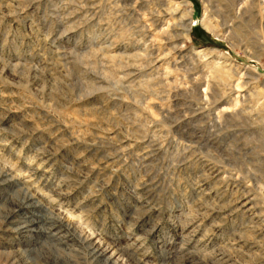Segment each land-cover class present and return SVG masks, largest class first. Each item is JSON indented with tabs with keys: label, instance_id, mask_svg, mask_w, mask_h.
I'll return each mask as SVG.
<instances>
[{
	"label": "rangeland",
	"instance_id": "obj_1",
	"mask_svg": "<svg viewBox=\"0 0 264 264\" xmlns=\"http://www.w3.org/2000/svg\"><path fill=\"white\" fill-rule=\"evenodd\" d=\"M260 211L264 0H0V264H264Z\"/></svg>",
	"mask_w": 264,
	"mask_h": 264
},
{
	"label": "bare ground",
	"instance_id": "obj_2",
	"mask_svg": "<svg viewBox=\"0 0 264 264\" xmlns=\"http://www.w3.org/2000/svg\"><path fill=\"white\" fill-rule=\"evenodd\" d=\"M216 35L218 36V37H220V35L218 34V33H216ZM225 36V35H224ZM227 38V37H226ZM228 43L230 44V42H229V39H228ZM231 46H232V44H230ZM233 47V46H232ZM247 50V49H246ZM246 52V51H245ZM193 55L195 56V57H198V58H205V57H209V58H211L210 56L212 55V56H216V52L214 51V50H204V49H198V50H195V51H193ZM10 175V172L9 171H6L5 173H4V177H7V176H9ZM22 189L23 190H25L26 191V194H28V189H27V186H28V182L27 181H24L23 183H22ZM247 195H248V198L246 199V195H245V201H244V203H243V205H242V208H244V212L245 213H247L248 212V209H247V206H249L250 204H252L253 203V201H254V196L253 195H250V193H249V191L247 192ZM26 198V197H25ZM33 199H35L36 200V203L37 204H41V201H42V199L41 198H37L36 197V195H34V194H28V197L24 200V202L25 203H31L32 202V200ZM20 207V206H19ZM253 209V208H252ZM255 216H261V217H263V219H264V213H261V211L257 214V215H255ZM26 221V220H25ZM37 221V220H36ZM36 221H34V222H29L28 223V225L29 226H32V227H34V225H36V224H38V222H36ZM32 230H34V229H32ZM36 230V229H35ZM93 247H95V250L97 251V252H99V254L103 257V259H104V262H105V264H122V262H121V258H122V256L125 254L122 250H120V249H115V250H113V249H108V248H106V249H103L102 248V245L101 244H99L98 242H96L95 244H93ZM127 260H129V261H132V263L133 264H142V263H140L139 261H133L132 259H130V258H126Z\"/></svg>",
	"mask_w": 264,
	"mask_h": 264
}]
</instances>
